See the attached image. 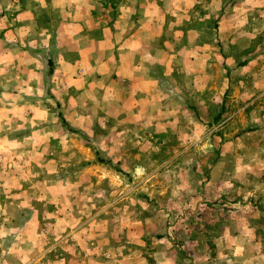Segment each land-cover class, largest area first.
<instances>
[{
  "label": "rangeland",
  "instance_id": "rangeland-1",
  "mask_svg": "<svg viewBox=\"0 0 264 264\" xmlns=\"http://www.w3.org/2000/svg\"><path fill=\"white\" fill-rule=\"evenodd\" d=\"M220 6L196 0L195 19L175 22L194 26L180 48L193 38L214 63L194 68L187 98L177 77L158 132L126 129L122 93L87 68L79 90L68 83L57 98L43 85L33 100L44 108L26 114L17 153L0 158V264H80L74 252H96L95 240L122 251L118 230L153 210L163 217L148 231L172 238L173 264H264V0Z\"/></svg>",
  "mask_w": 264,
  "mask_h": 264
},
{
  "label": "crops",
  "instance_id": "crops-1",
  "mask_svg": "<svg viewBox=\"0 0 264 264\" xmlns=\"http://www.w3.org/2000/svg\"><path fill=\"white\" fill-rule=\"evenodd\" d=\"M211 2L221 9V0ZM195 3L196 0H0V93L3 91L0 158H6L7 153H17L20 141L17 133L28 129L26 121L30 117L26 114L34 113L35 108L38 112L44 108L42 101L33 100L37 93L43 94V85L58 98L61 92L67 91L66 84L83 83V67L87 68L89 79L94 78V84L106 83L122 93L126 129L158 132L163 109L176 99L177 89L174 94L173 89L178 83L177 77L188 81L187 98L194 94V68H207L214 63L210 52L205 49L200 52L193 38L180 48L179 35L184 32L195 35L194 26L183 27L175 22L178 18L194 20ZM5 7L9 10L4 11ZM181 66L187 68L186 74H174L173 68ZM32 67L42 69L30 70ZM202 76L198 81L208 80L205 72ZM120 82L122 88L115 86ZM37 83L40 86L35 88ZM14 89L17 94L12 93ZM256 112L260 114V110ZM143 117H146V126L142 124ZM260 130L262 128L257 132L261 133ZM12 207L16 209L17 204ZM153 211L152 218L139 219L133 230L125 226L118 230L124 235L120 238L122 251L121 245H109L104 251V244L100 246L95 240L101 248L83 254L74 252L76 261L80 259V264L177 262L181 256L173 248L172 238L162 239L148 231V223L158 222L157 219L163 217ZM10 224H15L13 218ZM162 243L170 250L159 249ZM151 244L156 246L151 247ZM188 253L195 257L192 251Z\"/></svg>",
  "mask_w": 264,
  "mask_h": 264
}]
</instances>
